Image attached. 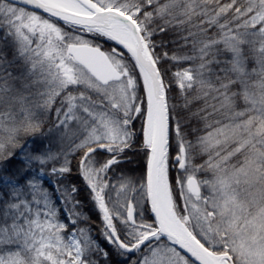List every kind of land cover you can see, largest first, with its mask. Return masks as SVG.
<instances>
[{"label": "snow or ice", "instance_id": "1", "mask_svg": "<svg viewBox=\"0 0 264 264\" xmlns=\"http://www.w3.org/2000/svg\"><path fill=\"white\" fill-rule=\"evenodd\" d=\"M0 264H264V0H0Z\"/></svg>", "mask_w": 264, "mask_h": 264}, {"label": "trees", "instance_id": "2", "mask_svg": "<svg viewBox=\"0 0 264 264\" xmlns=\"http://www.w3.org/2000/svg\"><path fill=\"white\" fill-rule=\"evenodd\" d=\"M130 167H136V165H135V164H133V165H131Z\"/></svg>", "mask_w": 264, "mask_h": 264}]
</instances>
